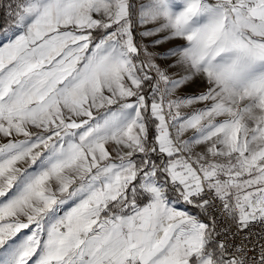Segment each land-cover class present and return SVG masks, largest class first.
I'll use <instances>...</instances> for the list:
<instances>
[{
  "label": "snow or ice",
  "instance_id": "obj_1",
  "mask_svg": "<svg viewBox=\"0 0 264 264\" xmlns=\"http://www.w3.org/2000/svg\"><path fill=\"white\" fill-rule=\"evenodd\" d=\"M0 37V264H264V0H0Z\"/></svg>",
  "mask_w": 264,
  "mask_h": 264
},
{
  "label": "crops",
  "instance_id": "obj_2",
  "mask_svg": "<svg viewBox=\"0 0 264 264\" xmlns=\"http://www.w3.org/2000/svg\"><path fill=\"white\" fill-rule=\"evenodd\" d=\"M200 90V87L198 85H193L192 88L188 89V91H199ZM183 111L187 112V111H190V109H184ZM190 134V133H189ZM179 209H184L186 206L183 205L182 203L181 204H177L176 205Z\"/></svg>",
  "mask_w": 264,
  "mask_h": 264
},
{
  "label": "built area",
  "instance_id": "obj_3",
  "mask_svg": "<svg viewBox=\"0 0 264 264\" xmlns=\"http://www.w3.org/2000/svg\"><path fill=\"white\" fill-rule=\"evenodd\" d=\"M218 219H219V217H218ZM233 230H235V229L233 228ZM254 230H258V228L257 229H254Z\"/></svg>",
  "mask_w": 264,
  "mask_h": 264
},
{
  "label": "rangeland",
  "instance_id": "obj_4",
  "mask_svg": "<svg viewBox=\"0 0 264 264\" xmlns=\"http://www.w3.org/2000/svg\"><path fill=\"white\" fill-rule=\"evenodd\" d=\"M0 39H3V37H0Z\"/></svg>",
  "mask_w": 264,
  "mask_h": 264
}]
</instances>
